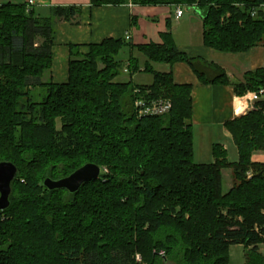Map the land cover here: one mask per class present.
<instances>
[{
  "label": "trees",
  "instance_id": "1",
  "mask_svg": "<svg viewBox=\"0 0 264 264\" xmlns=\"http://www.w3.org/2000/svg\"><path fill=\"white\" fill-rule=\"evenodd\" d=\"M129 0H90L93 6ZM178 5L200 15L203 44L241 52L264 44V0H131ZM74 5L41 16L26 3L0 4V161L17 167L10 205L0 210V264H228L242 244L245 264H264V101L225 123L238 158L220 144L214 161H193L192 87L150 62H186L203 84L228 83L224 69L178 50L170 31L137 49L150 85L119 81L124 38L69 46L68 77L44 81L57 20L73 21ZM134 70L138 68L135 64ZM264 87V69L247 72L236 93ZM39 88L37 94L33 89ZM168 100L162 114L137 116L134 101ZM157 102V101H156ZM85 163L100 177L78 191L48 190L46 177L67 176ZM232 185L222 189V169ZM251 173L248 177L247 173Z\"/></svg>",
  "mask_w": 264,
  "mask_h": 264
},
{
  "label": "crops",
  "instance_id": "2",
  "mask_svg": "<svg viewBox=\"0 0 264 264\" xmlns=\"http://www.w3.org/2000/svg\"><path fill=\"white\" fill-rule=\"evenodd\" d=\"M28 0H0L1 3H27ZM74 5L80 7L79 15L73 20H57L55 24V43L52 46L50 69L44 74V81L63 83L68 77L69 46L76 44L85 52L91 43H99L103 39L124 38L127 45L121 50L125 58L121 61L122 73L119 81L130 80L136 85H150L153 76L142 70L147 57L137 47L148 43H161V33L170 31L178 50L192 57H202L221 66L228 78V83L203 84L191 67L182 61L173 64L150 62L158 72H171L173 80L179 84H190L192 87L193 161L195 163H211L214 161L212 146L220 144L229 161L238 158L237 148L225 123L237 116L245 114L255 102L243 100L236 93L234 86L244 80L247 72L258 68L264 69V44H258L246 51L225 52L203 44L202 19L192 8H184L181 17L174 15V6H141L101 5L93 6L90 0H35L30 6L34 12L47 16L54 6ZM128 35V39H126ZM120 50V51H121ZM119 51V52H120ZM138 68L134 70L133 65ZM241 109L240 113L237 111ZM251 160L264 163V149L254 151ZM227 171L228 188L232 185L231 170ZM264 254V243L258 245ZM245 261V259H244Z\"/></svg>",
  "mask_w": 264,
  "mask_h": 264
},
{
  "label": "water",
  "instance_id": "3",
  "mask_svg": "<svg viewBox=\"0 0 264 264\" xmlns=\"http://www.w3.org/2000/svg\"><path fill=\"white\" fill-rule=\"evenodd\" d=\"M17 173V167L10 161H0V210H4L10 205L11 183ZM101 168L95 163H85L67 176L53 179L46 177L43 180V186L52 191L57 189H65L70 193H74L88 181L96 180L100 177ZM165 264H172L165 262Z\"/></svg>",
  "mask_w": 264,
  "mask_h": 264
},
{
  "label": "built area",
  "instance_id": "4",
  "mask_svg": "<svg viewBox=\"0 0 264 264\" xmlns=\"http://www.w3.org/2000/svg\"><path fill=\"white\" fill-rule=\"evenodd\" d=\"M35 0H28L26 5L27 9L30 8L31 5H33ZM128 4L131 6L133 5L132 1L129 0ZM184 8L182 5H178L175 7L174 15L176 18H179L183 15ZM126 39H128V35H126ZM260 98L264 99V87L259 88L257 90H249L246 92L240 99V103L245 101L255 102L259 100ZM162 102H146L143 99L137 98L134 101V106L136 109L137 116H143V115H149V114H162L163 112L167 111L169 104H161ZM251 108H253V105H250ZM136 259L140 261V256L136 255Z\"/></svg>",
  "mask_w": 264,
  "mask_h": 264
},
{
  "label": "rangeland",
  "instance_id": "5",
  "mask_svg": "<svg viewBox=\"0 0 264 264\" xmlns=\"http://www.w3.org/2000/svg\"><path fill=\"white\" fill-rule=\"evenodd\" d=\"M117 58L120 60V61H123L122 59L125 58L124 56V52L121 50L118 55H117ZM118 80H120L119 78H117ZM40 91L39 88H35L32 90V92L34 94H37L38 92ZM157 102H162L161 104H169L168 100H164V99H157L156 100ZM155 101V102H156ZM170 105V104H169ZM170 108V106L168 107V109ZM167 109V111H168ZM227 171H225L223 173V177H222V189L224 192H226L229 188H228V178H227ZM251 175V173H247V176L249 177ZM231 182H232V175H231ZM244 246L242 244H233L229 247V252H228V264H245V251H244ZM138 255V254H137ZM139 264H144L142 262V259H140V261H138Z\"/></svg>",
  "mask_w": 264,
  "mask_h": 264
},
{
  "label": "bare ground",
  "instance_id": "6",
  "mask_svg": "<svg viewBox=\"0 0 264 264\" xmlns=\"http://www.w3.org/2000/svg\"><path fill=\"white\" fill-rule=\"evenodd\" d=\"M237 111L240 113L241 109H240V108H238V110H237Z\"/></svg>",
  "mask_w": 264,
  "mask_h": 264
}]
</instances>
